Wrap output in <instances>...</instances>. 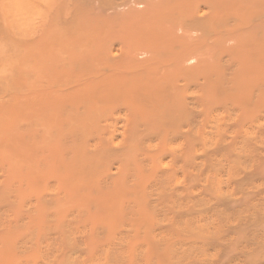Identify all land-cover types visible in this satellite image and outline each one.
I'll return each instance as SVG.
<instances>
[{
  "label": "bare ground",
  "instance_id": "6f19581e",
  "mask_svg": "<svg viewBox=\"0 0 264 264\" xmlns=\"http://www.w3.org/2000/svg\"><path fill=\"white\" fill-rule=\"evenodd\" d=\"M0 264H264V0H0Z\"/></svg>",
  "mask_w": 264,
  "mask_h": 264
}]
</instances>
